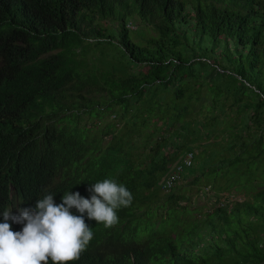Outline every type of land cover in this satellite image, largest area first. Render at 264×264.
I'll return each instance as SVG.
<instances>
[{"label": "trees", "instance_id": "trees-1", "mask_svg": "<svg viewBox=\"0 0 264 264\" xmlns=\"http://www.w3.org/2000/svg\"><path fill=\"white\" fill-rule=\"evenodd\" d=\"M104 179L72 264H264V0H0V209Z\"/></svg>", "mask_w": 264, "mask_h": 264}, {"label": "clouds", "instance_id": "clouds-1", "mask_svg": "<svg viewBox=\"0 0 264 264\" xmlns=\"http://www.w3.org/2000/svg\"><path fill=\"white\" fill-rule=\"evenodd\" d=\"M90 198L65 193L60 204L51 193L22 206L12 201L0 209V264H72L94 237L88 220L106 228L119 222L117 210L127 208L133 195L114 179L88 188ZM75 209L80 215H73Z\"/></svg>", "mask_w": 264, "mask_h": 264}, {"label": "rangeland", "instance_id": "rangeland-1", "mask_svg": "<svg viewBox=\"0 0 264 264\" xmlns=\"http://www.w3.org/2000/svg\"><path fill=\"white\" fill-rule=\"evenodd\" d=\"M97 22H98V24H102V21L101 20H99L98 18H96L95 19ZM95 20H93V22H92V25H94L95 24ZM129 28V30H135L137 27H139V25L138 24H135V23H129V26H128ZM144 31V35H142L141 37L142 38H144V42L142 43V44H145V40L147 39V37L149 36V34L145 31V30H143ZM150 33V32H149ZM132 39H133V41H135V42H138L139 41V39H141L140 38V36H137V35H132ZM139 72H142V73H144V72H146V68H141L140 69V71ZM112 117V116H111ZM110 117V118H111ZM113 118V117H112ZM111 118V119H112ZM83 123H86L89 127L91 126V124L92 123H95L93 120H92V118H87V116H85V115H83ZM158 134L161 132L160 131V129L158 128L157 129V131H156ZM187 157H189L188 155H185L184 156V158H187ZM179 162V161H178ZM174 165V164H173ZM162 176V177H161ZM161 177V178H160ZM165 177H166V174H164V175H158L157 177H156V182H157V179H159L158 181L160 182V181H162V180H164L165 179ZM202 191H203V193L202 194H204L205 196H204V198L203 199H201V201L200 200H198L197 199V197H196V194H193L192 195V198H191V202H192V204H195L198 208H200L201 209V211H203V212H206L207 211V209H211L213 206H212V203L214 202V200L213 199H211V191H209V188L208 187H206V188H202ZM194 193H195V191H194ZM222 195H225V196H227V193H224V194H222ZM236 197V199L238 200V201H241L242 199L240 198V195H237V196H235ZM207 198H210L211 200H206ZM233 198V197H232ZM222 200H224V198L222 199ZM205 206V207H204ZM218 206H223V204H218Z\"/></svg>", "mask_w": 264, "mask_h": 264}, {"label": "built area", "instance_id": "built-area-1", "mask_svg": "<svg viewBox=\"0 0 264 264\" xmlns=\"http://www.w3.org/2000/svg\"><path fill=\"white\" fill-rule=\"evenodd\" d=\"M188 156L189 157L184 158L183 161H182V163L185 166H190L191 155L188 154ZM176 166H177V164L174 165L169 171H167L165 179L159 182V185H160L162 190L167 191L173 185V183L175 181H177V179L179 178L178 173L181 170V168L179 166L178 167H176ZM168 172L172 173V176L170 178H168Z\"/></svg>", "mask_w": 264, "mask_h": 264}]
</instances>
